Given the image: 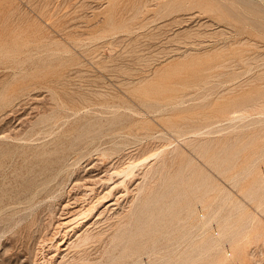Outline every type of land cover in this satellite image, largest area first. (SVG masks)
Segmentation results:
<instances>
[{
	"label": "rangeland",
	"instance_id": "374dc122",
	"mask_svg": "<svg viewBox=\"0 0 264 264\" xmlns=\"http://www.w3.org/2000/svg\"><path fill=\"white\" fill-rule=\"evenodd\" d=\"M0 264H264V0H0Z\"/></svg>",
	"mask_w": 264,
	"mask_h": 264
},
{
	"label": "bare ground",
	"instance_id": "6f19581e",
	"mask_svg": "<svg viewBox=\"0 0 264 264\" xmlns=\"http://www.w3.org/2000/svg\"><path fill=\"white\" fill-rule=\"evenodd\" d=\"M255 7V6H254ZM256 7H258V6H256ZM136 165V164H135ZM132 166H133V163H132ZM131 166V163H130V165L129 166H127V167H125V168H123L122 170H119L118 171V173H122V172H124V173H126V171L129 169V168H131L132 167ZM132 169V168H131ZM132 171V170H131ZM132 173V172H131ZM127 174H129V173H127ZM123 176V175H122ZM114 182H115V180H114ZM87 183V182H86ZM85 184V183H84ZM93 184V183H92ZM110 185V184H109ZM73 188V187H72ZM115 192V191H114ZM116 193V192H115ZM65 194V193H64ZM80 194V193H79ZM82 195V194H81ZM66 201V200H65ZM82 202V201H81ZM66 204V203H65ZM72 204V203H71ZM71 211V210H70ZM70 213V212H69ZM64 216V215H63ZM98 221V220H97ZM97 223V222H96ZM55 229V228H54ZM259 234H261L260 232H259ZM93 235L94 234H92V233H90L89 231H85L84 233H82L81 235H80V237L78 238L79 239V242L78 243H83V242H87V241H89L92 237H93ZM71 238V237H70ZM57 240V239H56ZM62 240V239H61ZM64 254H66V253H64Z\"/></svg>",
	"mask_w": 264,
	"mask_h": 264
}]
</instances>
